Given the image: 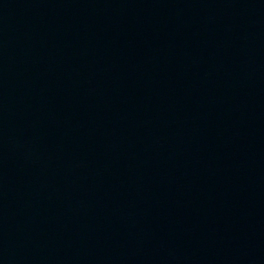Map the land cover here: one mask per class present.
Here are the masks:
<instances>
[{"label":"water","instance_id":"1","mask_svg":"<svg viewBox=\"0 0 264 264\" xmlns=\"http://www.w3.org/2000/svg\"><path fill=\"white\" fill-rule=\"evenodd\" d=\"M0 264H264V0H0Z\"/></svg>","mask_w":264,"mask_h":264}]
</instances>
